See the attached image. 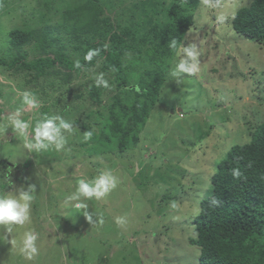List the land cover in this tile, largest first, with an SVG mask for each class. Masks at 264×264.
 Wrapping results in <instances>:
<instances>
[{"label":"rangeland","instance_id":"374dc122","mask_svg":"<svg viewBox=\"0 0 264 264\" xmlns=\"http://www.w3.org/2000/svg\"><path fill=\"white\" fill-rule=\"evenodd\" d=\"M47 1H57L50 11L45 7ZM251 2L221 0L213 7L202 1L194 25L182 33L178 49L167 61L169 71L164 74L169 79L140 133L139 142L124 154H92V142L87 144L85 132L76 123L83 125L90 111L89 100L76 98L77 86L90 85L89 80L100 75L106 76L107 81L114 79L101 69L102 60L68 84L72 93L65 94L64 89L65 98L55 109L51 106L52 99L47 98L46 102L40 99V83L24 84L25 80L19 82L14 76L0 72L3 95L0 115L3 110L7 112L4 121L8 127L6 118L18 107L30 109L28 120L32 126L37 121L43 122L40 115L47 104L51 106V115L47 117L64 112L61 117L72 124L71 129L62 128L57 137L64 139L63 147L72 159L53 158L52 146L43 153L41 149L26 147L27 143L35 142L31 129L21 137L10 128L12 131L6 134L4 131L5 136L0 137L1 143L7 142L0 146V161L7 160L12 165L11 184L7 180L8 190L0 195H18L21 188L28 191L29 186H34L29 222L23 226H0V264H200V248L190 242L196 239L193 220L200 211L195 199L206 191L210 195V178L219 172L216 164L226 157L230 145L239 142L238 139L248 143L251 139L246 134L248 128L252 130L253 123L264 122V45L259 47L230 25L235 13ZM58 3L62 2L0 0V58H5L10 49V31L24 28L25 22L27 28L40 31L59 27L47 35L60 39L57 46L52 45L55 48L51 52L56 54V50L67 46L64 52L71 59L81 57L74 52L78 42L67 39L62 32ZM221 15L224 23L217 24L216 17ZM33 43L24 48L30 59L34 57ZM187 50L194 57L187 56ZM185 58L197 65L196 73L189 75L176 70L175 63ZM129 64L135 72L133 80H138L145 71H140L135 61L130 60ZM57 81L61 86V79ZM25 91L36 95L38 108H28L22 103ZM115 94L112 86L107 98ZM220 101L226 105L218 108L215 105ZM56 123L59 126V121ZM241 133L245 137H239ZM29 162L31 165L25 167ZM109 170L116 180L115 188L100 199L84 198L87 208L76 209V201L68 197L78 182L81 179L91 182ZM173 202L175 208L171 207ZM117 216L125 221L119 227L115 224ZM29 230L37 237L38 249L31 260L20 253L23 234Z\"/></svg>","mask_w":264,"mask_h":264},{"label":"trees","instance_id":"16d2710c","mask_svg":"<svg viewBox=\"0 0 264 264\" xmlns=\"http://www.w3.org/2000/svg\"><path fill=\"white\" fill-rule=\"evenodd\" d=\"M59 1L62 2L57 8L62 11L60 27L67 39L78 42L74 52L81 57L71 59L64 52L67 46L56 50V54L51 52V48H55L52 45L57 46L60 39H50L47 35L58 31L59 27L40 31L27 28L25 22L24 28L10 31V49L5 52V58H0V72L14 76L19 82L25 80L24 84L40 83V99L43 102L52 99L51 106L55 109L65 98V91V94L72 93L68 84L102 60L101 69L111 73L114 79L107 81L104 77L107 87L97 86L96 78L89 80L90 85L77 86L76 98L89 100L90 111L83 125L79 121L76 123L83 132H92L87 139V144L92 142V154L127 153L139 142L140 133L169 79L164 72L169 71L167 61L176 50L168 46L172 39L178 41L182 33L194 25L196 11L203 0H74L72 4ZM47 2L45 7L49 11L52 3H57ZM230 25L235 32L249 37L262 48L264 0H252L250 6L239 9ZM33 42L34 57L30 59L24 48L34 45ZM89 50L98 52L90 62L84 59ZM130 60L138 63L140 71H145L135 81ZM77 62L81 65L79 68ZM112 86L116 94L107 98ZM2 97L0 92V101ZM216 103L218 108L225 104ZM51 106H43L40 117L51 115ZM18 110L21 116L25 115L20 118L28 120L30 109L18 107ZM6 114L3 110L0 115V137L4 131L5 134L12 131L4 121ZM64 114L61 112L60 116ZM252 126V130L248 128L249 133L246 132L251 138L248 143L240 139L233 142L226 157L216 164L219 172L210 178V195L206 191L195 199L200 211L193 220L196 239L190 242L200 248V264H264V122ZM6 143L0 142V146ZM51 150L53 158L72 156L64 147L57 151L54 144ZM40 151L43 153L44 149ZM9 164L7 160L0 161V193L8 190L6 183L12 172ZM30 165L29 162L25 167ZM233 169L241 175L234 177ZM202 182L199 179L198 183Z\"/></svg>","mask_w":264,"mask_h":264},{"label":"clouds","instance_id":"9594fccd","mask_svg":"<svg viewBox=\"0 0 264 264\" xmlns=\"http://www.w3.org/2000/svg\"><path fill=\"white\" fill-rule=\"evenodd\" d=\"M205 5H211L213 7L218 6L219 0H215V3L212 0H203ZM217 24L224 23V17L217 16L216 17ZM170 49L176 50L178 49V42L175 39L171 40V43L168 46ZM98 54L96 50H89L84 59L86 61H92L93 58ZM187 56L194 57V53L191 50H187ZM81 65L79 62L76 63V67L79 68ZM175 68L178 71H182L184 73H188L189 75L196 73L199 68L197 65L189 63V61L185 59H180L177 63H175ZM96 85L107 87V81L104 80L103 75H100L96 78ZM22 103L26 105L28 108H38L39 104L36 102V95L32 92L25 91L22 93ZM31 97V98H30ZM21 111H16L8 117V125L12 127V130L17 136H24L26 132L30 129L34 132L35 142L27 143L25 146L29 149L35 147V149L40 150H49L51 146L54 144L55 149L59 151L65 141L63 138L59 140L60 130L63 129H71L72 124L66 122L61 116L55 115L51 117H45L43 122L37 121L35 126H32V122L30 120L21 119ZM57 121H59V126H57ZM92 132L88 131L84 133L85 140L91 138ZM233 176L239 177L241 173L237 169H233ZM8 183L11 184L10 177L8 178ZM116 180L114 176L111 174V170H109L105 174L98 175L93 181L86 182L84 179H81L78 182V187L75 189L73 193L69 195V199L72 201H76L74 207L78 210H83L87 208V202L84 198L87 199H100L104 197L110 189L115 188ZM34 192V186H29L28 191H24L23 188L19 190V194L9 193L0 195V226H9V225H18L23 226L30 220V209L31 202L34 199L32 193ZM172 208L176 207L175 202L171 204ZM87 216V213H85ZM89 220L90 216L87 217ZM124 218L122 216L115 217V224L117 227L124 224ZM9 231L11 229L9 228ZM36 236L33 235V231H25L22 237V248L20 249V253L25 256L26 259L31 260L33 256L37 253L38 249L35 245ZM15 243V242H13Z\"/></svg>","mask_w":264,"mask_h":264}]
</instances>
